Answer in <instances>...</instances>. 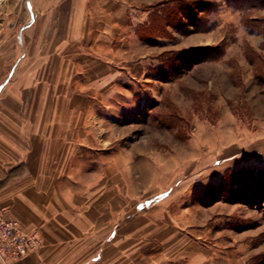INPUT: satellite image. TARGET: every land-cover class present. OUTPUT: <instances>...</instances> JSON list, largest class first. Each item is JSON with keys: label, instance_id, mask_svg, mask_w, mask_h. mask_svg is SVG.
<instances>
[{"label": "rangeland", "instance_id": "374dc122", "mask_svg": "<svg viewBox=\"0 0 264 264\" xmlns=\"http://www.w3.org/2000/svg\"><path fill=\"white\" fill-rule=\"evenodd\" d=\"M31 2L0 0L9 40L26 39ZM122 2L133 12L121 24L130 18L133 29L121 31L120 46L99 48L121 62L120 93L105 112L91 106L78 117L93 120L107 167L133 194V218L154 222L153 242L170 248L171 262L264 264V31L251 28L262 24L247 27L223 0ZM252 18L264 20V10ZM82 48L74 73L96 74L102 64ZM214 48L224 56L182 61Z\"/></svg>", "mask_w": 264, "mask_h": 264}, {"label": "crops", "instance_id": "0c3cea01", "mask_svg": "<svg viewBox=\"0 0 264 264\" xmlns=\"http://www.w3.org/2000/svg\"><path fill=\"white\" fill-rule=\"evenodd\" d=\"M122 1L32 0L24 42L0 28V207L43 240L27 257L0 264H176L170 248L162 253L153 242L154 222L133 218V194L107 167L93 120L78 117L91 106L105 112L120 93L121 62L99 48L120 46L121 31L133 29L130 18L121 24L133 12ZM82 47L102 64L96 74L74 73ZM12 67L16 74H6Z\"/></svg>", "mask_w": 264, "mask_h": 264}, {"label": "built area", "instance_id": "2783aa9c", "mask_svg": "<svg viewBox=\"0 0 264 264\" xmlns=\"http://www.w3.org/2000/svg\"><path fill=\"white\" fill-rule=\"evenodd\" d=\"M42 238L35 232H25L18 220L9 218L0 207V259L5 263L21 260L39 250Z\"/></svg>", "mask_w": 264, "mask_h": 264}, {"label": "trees", "instance_id": "16d2710c", "mask_svg": "<svg viewBox=\"0 0 264 264\" xmlns=\"http://www.w3.org/2000/svg\"><path fill=\"white\" fill-rule=\"evenodd\" d=\"M224 3H226L230 8L235 10L236 12H239L242 16L243 21L247 25V27L250 28V23H257V24H262V26H256V27H251L254 31H257V29H261L264 31V20H260L258 18H252V13L254 11H261L264 10V0H223ZM251 19V20H250ZM197 23V22H196ZM249 25V26H248ZM212 47L206 48V50H203L202 52H205L207 50H211ZM201 55V56H199ZM209 56L208 53L204 55L203 53L199 54L196 53L195 51H192L186 58L185 60L182 61H187L188 59H191L192 61H197L199 59L204 60L207 58L211 59H219L224 56L223 51H219L218 48H214V51L212 54ZM200 57V58H199ZM202 57H207V58H202ZM200 60V61H201ZM264 186V183H263Z\"/></svg>", "mask_w": 264, "mask_h": 264}]
</instances>
